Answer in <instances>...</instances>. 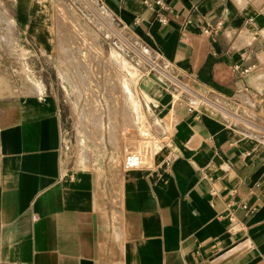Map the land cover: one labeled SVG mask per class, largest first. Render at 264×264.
I'll return each instance as SVG.
<instances>
[{
  "label": "crops",
  "instance_id": "obj_1",
  "mask_svg": "<svg viewBox=\"0 0 264 264\" xmlns=\"http://www.w3.org/2000/svg\"><path fill=\"white\" fill-rule=\"evenodd\" d=\"M97 2L202 102L142 77L135 119L164 142L151 168L99 173L64 161L53 91L2 101L0 264H264V0ZM7 4L44 51L55 4Z\"/></svg>",
  "mask_w": 264,
  "mask_h": 264
},
{
  "label": "rangeland",
  "instance_id": "obj_2",
  "mask_svg": "<svg viewBox=\"0 0 264 264\" xmlns=\"http://www.w3.org/2000/svg\"><path fill=\"white\" fill-rule=\"evenodd\" d=\"M39 1L57 8L56 36L35 44L44 51L17 41L20 32L4 10L9 0H0V103L20 92L53 91L66 119L64 161L99 173L120 166L128 143L146 131L135 118L139 81L149 65L140 62L129 45L136 41L97 0Z\"/></svg>",
  "mask_w": 264,
  "mask_h": 264
},
{
  "label": "built area",
  "instance_id": "obj_3",
  "mask_svg": "<svg viewBox=\"0 0 264 264\" xmlns=\"http://www.w3.org/2000/svg\"><path fill=\"white\" fill-rule=\"evenodd\" d=\"M154 5L160 8V21L165 23L167 18L164 12L168 11L166 2L157 1ZM129 45L140 58V62L145 61L149 65L147 76H157L167 89L176 92L179 96L188 94L194 98H198L199 101L202 102L200 96L172 72L171 64L163 62L157 54L140 42L136 41L134 45L131 43H129ZM137 46H139L142 51H140ZM249 71L250 70L247 69L244 73H249ZM253 128L258 132H264V127L259 125L254 124ZM163 142L164 139L160 138L158 135L148 130L142 131L138 138L128 143L127 154L124 157V167L128 169L151 168L156 149L158 145ZM243 208L245 211L250 212L248 207L244 206Z\"/></svg>",
  "mask_w": 264,
  "mask_h": 264
},
{
  "label": "bare ground",
  "instance_id": "obj_4",
  "mask_svg": "<svg viewBox=\"0 0 264 264\" xmlns=\"http://www.w3.org/2000/svg\"><path fill=\"white\" fill-rule=\"evenodd\" d=\"M118 59V58H117ZM121 61V60H120ZM121 63H123L121 61ZM124 64V63H123ZM132 71V70H131ZM125 78H123L122 80V84H123V88H124V91H126L125 93L127 94V91L130 92V89H129V85H128V81L124 80ZM128 95H130V93H128Z\"/></svg>",
  "mask_w": 264,
  "mask_h": 264
}]
</instances>
